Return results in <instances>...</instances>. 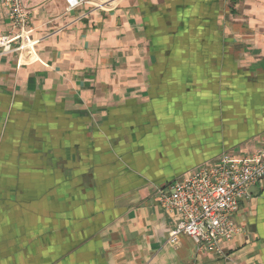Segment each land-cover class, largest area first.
I'll return each instance as SVG.
<instances>
[{
  "label": "crops",
  "instance_id": "crops-1",
  "mask_svg": "<svg viewBox=\"0 0 264 264\" xmlns=\"http://www.w3.org/2000/svg\"><path fill=\"white\" fill-rule=\"evenodd\" d=\"M23 3L34 46L0 52L16 127L0 148V264H264V181L224 257L171 245L178 217L160 205L223 153L264 148V0Z\"/></svg>",
  "mask_w": 264,
  "mask_h": 264
},
{
  "label": "built area",
  "instance_id": "built-area-1",
  "mask_svg": "<svg viewBox=\"0 0 264 264\" xmlns=\"http://www.w3.org/2000/svg\"><path fill=\"white\" fill-rule=\"evenodd\" d=\"M10 28L0 36V52L29 51L34 46L31 11L23 0H3ZM68 10L87 0H64ZM105 7L106 4H100ZM264 181V148L241 157L223 153L216 161L185 174L160 191V205L178 217L169 243L178 246L181 236L190 238L198 252L224 257L222 243L244 232L235 215L252 196L251 189Z\"/></svg>",
  "mask_w": 264,
  "mask_h": 264
},
{
  "label": "rangeland",
  "instance_id": "rangeland-1",
  "mask_svg": "<svg viewBox=\"0 0 264 264\" xmlns=\"http://www.w3.org/2000/svg\"><path fill=\"white\" fill-rule=\"evenodd\" d=\"M13 110L14 108L9 106H3V108L0 107V148L3 146L2 143L4 142L5 137L10 135V133L16 128L14 127L13 122L11 124L10 120L11 116L15 115L13 114ZM219 157L213 161H216Z\"/></svg>",
  "mask_w": 264,
  "mask_h": 264
}]
</instances>
